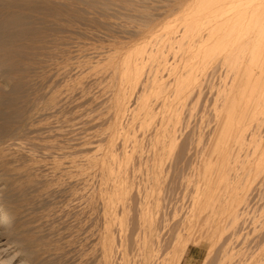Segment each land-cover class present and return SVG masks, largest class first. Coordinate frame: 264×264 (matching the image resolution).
Returning <instances> with one entry per match:
<instances>
[{
	"label": "rangeland",
	"instance_id": "rangeland-1",
	"mask_svg": "<svg viewBox=\"0 0 264 264\" xmlns=\"http://www.w3.org/2000/svg\"><path fill=\"white\" fill-rule=\"evenodd\" d=\"M58 1L67 8L63 18L66 23L52 21L56 28L53 32L49 25V30L54 34L63 28L67 35L61 39L57 31L60 40L67 39L63 41L65 49L55 39L56 33L52 34L63 47L56 44L62 55L55 58L60 56L58 60L67 66L58 84H52L69 98L58 123L64 133L60 139L47 135L45 129L32 128L28 132L33 135L26 131L28 135L23 138L33 143L36 137L39 142L54 141L62 148L63 159L82 156L83 172L91 177L77 185L80 187L76 191L70 190H83L81 201L86 198L82 203H89L90 210H67L70 218L67 214L57 217L56 206L49 208V215L44 208L28 212L22 228L28 227L34 235L41 232L38 235H46L60 245L72 235L76 237L73 247L62 249L63 256L71 252L66 259L62 256L61 261L57 251L54 253L58 257L40 253L41 259L51 261L49 264H82L85 260L77 253L80 238L87 237L92 228L98 233L105 227L111 239L108 263L100 247L108 233L104 235L101 228L103 234L96 233L94 242L97 246L100 243L96 250L102 254L98 256L96 251V257L103 259L83 264H117L121 256L128 258L126 262L120 259L122 264H133L137 257L141 260L135 264H264V0ZM65 59H70L69 64ZM71 62L82 70V96L75 92L77 71ZM62 83L67 84L66 89ZM48 90L44 86L41 92ZM73 99L83 100V105L74 104ZM76 105L78 110H74ZM75 111L81 114V120ZM66 128L77 132L72 130L73 135ZM36 148L31 151L36 158L41 157V147ZM71 198L66 196L63 202L71 203ZM92 207H96V213ZM43 211L48 215L45 221L38 216ZM90 211L95 223L87 219L92 217ZM75 213L79 215L74 218H79L74 221ZM33 216H37L36 221ZM40 220L47 221L44 227ZM60 220L65 221L61 224ZM186 220L189 225L184 224ZM51 221L57 223L58 232L51 230ZM89 225L94 227L90 229ZM7 227L0 226V249H5L0 260H7L17 250L12 264H20L21 258L31 255L37 258V253L28 249L31 243L22 240L24 230L12 222ZM78 227L86 230V236L76 232ZM247 230L255 238L246 234ZM142 236L151 238L146 237L144 244ZM114 238L125 239L121 243L126 249L124 255L120 252L124 248L117 249L121 244L116 245ZM6 239L13 240L15 246L6 248ZM134 239L138 245L143 242L138 246L140 251L135 245L139 256L134 253ZM257 240L263 247H258ZM146 245L160 250L155 252L151 247L148 251ZM143 247L147 257L142 254Z\"/></svg>",
	"mask_w": 264,
	"mask_h": 264
},
{
	"label": "bare ground",
	"instance_id": "bare-ground-1",
	"mask_svg": "<svg viewBox=\"0 0 264 264\" xmlns=\"http://www.w3.org/2000/svg\"><path fill=\"white\" fill-rule=\"evenodd\" d=\"M54 1L55 0H53V3H52V0H0V141L3 142V144H4V145L0 146V226H2L3 228L6 227L7 229H8L7 226L9 224V222L10 223L12 222L16 226V228L20 230L23 226H25V225H23L25 223L24 222L25 216L30 211L32 213L33 210H35V212L37 209L42 211V209H40V208H44L45 213L48 214L49 210L52 208V206H53V208H54V206H56V208H57V209H55L57 211L56 216L61 218L62 216H65L67 214V212H68L67 210L71 209V210H74L76 212L78 210H84V212H85V210L89 209L88 205H90L89 203H87L85 205L83 204V203L87 202L86 198H84L86 202L81 201V199H83V197H84V195L82 193L83 190L81 192H78L80 188H78L77 192L70 190V188H71V189H75V191H76V189H77L76 187H80L77 185H81V184L86 183L84 181L85 180L87 181V179L91 177V176L85 175L83 172L82 156L80 155L77 158H75L76 157L75 156V157L63 159V157L60 158V156H61L60 154L62 153V151H61L62 148L59 145H57L54 141H52V140L44 141V140H41L39 138L40 139V142H39L38 138L36 137L35 139H37V140L35 141V139H34L35 143H33L32 140H31V142H27L28 138L27 139L23 138L26 135H28V133H30L28 131H30L32 128H34V129H36V128L45 129L44 131H45V133H47V135L50 136V134H52V136H54V137H58V136L60 137L64 133V129H63L64 127L62 126V124L59 125L58 123H59V121L61 122V120H60L61 119V113H62L61 111H62V108L64 106V103L67 101V99L69 100V98L67 97L68 95H66V93H64L62 91V89H58L56 86L53 87L52 84L55 81H57V79H59L60 77H63L67 71V66L64 64L62 59L58 60V58L60 56L59 57L57 56L58 58H55L56 54L62 55V53H60L61 48H60V50H57V48H59V46L64 47V45H63L65 43V42H63L64 40H66V42H67L66 38L65 39L63 38L64 40H60L59 38L62 39L63 36L65 37L67 35L62 30L63 28L61 29V31L65 35H60V34H62L61 31H59L60 29L55 30L56 35H54L55 33L53 34V32H54L53 28H56V27H53V25H54V23H57L60 25L66 23L65 22L66 20L64 21L63 18H66L65 15L67 12V8L65 10L64 6L61 3H59L58 0L55 1V2L58 1L57 3H55ZM67 14H68V12H67ZM62 20L64 21V23H62ZM52 21L54 22L53 24H52ZM49 25H51L50 27L52 28V31H53L52 33H51V30H49V29H51V28H49ZM58 26H57V28L60 27V26L59 27ZM64 26H67V25H64ZM65 30H66V28H65ZM49 31H50V33H49ZM57 31L60 32V34H58L60 36L59 38L57 37ZM50 34H51V37H50ZM52 34L55 36V39L57 37V39H59V42L61 41L60 43H62L61 44L62 46L56 42L58 40L54 41L52 39L53 38ZM56 44H58L59 46L57 47ZM65 49H62V50L66 51ZM57 51H60V52L58 53ZM66 54H64L63 56H65ZM65 60L66 61L68 60L67 63L69 64L70 59H65ZM75 60H73V61H75ZM72 63L73 62H71L70 64L72 65ZM74 63H73V65L75 68V72L77 71V73L74 74V76L76 75V77L74 79V82H75L74 88H75V92L76 91H77V93L79 92L80 96H82V94H81L82 93V91H81L82 70H81L79 65H76ZM77 64H79V63H77ZM74 68H73V70H74ZM68 70H70V68ZM80 71H81V73H80ZM60 79L58 81H60ZM58 81H57V84H58ZM45 83H47V84H45ZM55 84H56V82H55ZM66 85H64V83L61 84L62 87L63 86L65 87ZM44 86H46L50 90H48L47 92L46 91L41 92V89H43ZM66 88L67 87H65V89ZM68 89L70 90V88H68ZM75 95L77 97V94H75ZM73 97H74V95H73ZM77 98H79V94H78ZM234 99H235V97H234ZM73 101H74V99H73ZM78 101L82 102L83 100L78 99ZM76 102L74 101L73 103L75 104ZM80 102H77L76 104H78ZM80 104L83 105L82 103H80ZM77 106L78 105L74 106V108L76 107L74 110L77 109ZM68 109H70V108H68ZM82 111H84V109ZM77 112L78 111H75L74 113L77 116L79 115V119H80L81 114H77ZM67 117H69V116H67ZM67 120L69 123L70 119H67ZM79 124H80V122H79ZM71 125L73 126L72 122H71L70 126ZM82 127H83V125H82ZM67 130L69 132V131H72L73 129L70 130V128H69ZM26 131L28 132L27 134H25ZM73 131L75 132L76 130H73ZM73 131L71 133H73ZM23 134H25V135H23ZM31 135H33V134H31ZM73 135H74V133H73ZM224 137H225V134H224ZM212 138H214V137H212ZM60 139H61V137H60ZM66 139H68V138H66ZM37 141L39 142L38 147L36 145V144H38V143H36ZM26 144H28L29 146H27ZM34 144L39 149L41 147V149H40L41 151L38 149V153H39V151L41 153H43V151L46 153L42 154L43 156L41 155V153H39V155L41 157L36 158L34 156V153L31 151L34 148H36V147H34V148L32 147ZM30 145H31V147H30ZM29 147L32 149L30 150ZM69 148H70V146H69ZM33 151L35 152V150H33ZM64 154H65V152H64ZM213 158H215V157H213ZM95 184H96V182H95ZM82 186H86V184L82 185ZM88 187H90V186H88ZM242 188H243V186H242ZM69 190L72 192H69ZM85 190L88 191L87 189H85ZM90 191H92V194H93L94 190L90 189ZM92 194H90V195H92ZM94 195H96L95 192H94ZM66 196H72L71 199L74 202L71 201V203H67L69 200L67 202L64 200V202H63V199H65ZM91 206H89V207L91 208ZM94 208L95 209H93V207H92L91 211L93 210L92 212L96 213V207H94ZM87 211H86V215H88ZM35 212H34V214H35ZM37 212L39 213V211H37ZM50 212H52V211L50 210ZM92 212H91V216H92ZM80 213L81 212H79V214ZM43 214H44V211L42 212V215L39 214L38 216H40V217L42 216L44 219L43 221H45L44 216H46V215L45 214L43 215ZM79 214H77V215H79ZM35 215H37V213ZM48 215L46 217H48ZM68 215H69V213L66 216H68ZM73 215L74 216H72V220L75 221L76 219L79 218V217H77L76 219L74 218L77 216L76 213ZM93 215H95V214H93ZM36 217L37 216H35L33 218V220ZM52 217H54V216H52ZM68 217L70 218V216H68ZM262 217H264V216H262ZM91 218H93V216L88 217L87 219H89V221L93 220L91 222L95 223V220H94L95 217L93 219H91ZM31 220H32V218H31ZM31 220H29V221H31ZM36 220H37V218L35 219V221ZM41 220H40V223L42 222L44 224L43 225V227H44L45 223L47 221L43 222ZM53 220H55V219H53ZM72 220H70V221L73 222ZM64 221H61V224ZM82 221H83V219H81V222ZM89 221H87V222L83 221V223L88 224ZM54 222L55 221H51V223H53V226H52V224L50 226L52 231L56 230V227H58L57 223L56 222L54 223ZM81 222L79 224H81ZM40 223H38L37 225H39ZM185 223H187V220L184 222V224ZM54 224H56V226H54ZM61 224H59V225H61ZM87 224H85V225H87ZM85 225H83V226H85ZM62 226H64V225H62ZM68 227L73 228L74 230L76 229V227H74V226L73 227L68 226ZM92 227H94V226H90V229ZM95 227H97V226H95ZM186 227H187V225H185V228ZM41 228H40V231L43 230ZM66 228H65V231H67ZM101 228H103V227L99 228L100 229L99 232H101L100 233L101 235L103 234L102 233L103 231H105L104 235H106L108 233V235H106V237H104L106 242L103 243L102 241H104V240H102V241L97 240L98 242H102L101 246L99 245L100 243H98V246H97L96 242H94V240L96 241V239H97L96 238L97 231L95 230V228L94 229L92 228V230L87 231V233H89V234H87V237L81 236V235L86 236V232H85L86 230L85 231L83 230L85 232L84 234H83L82 229L79 228L80 230H78V231L76 230V232L78 234H80L79 232L82 231L80 236L83 238L82 239L80 238L81 243L77 247L78 248L77 253H79L78 254L79 257L81 254L82 255L81 258L85 260V261H83L81 259L83 261V262L81 261L82 264L87 263V261L89 262L90 260L95 262V258H96V261L97 260L99 261V259H101V258L98 259L96 257V255H97L96 251H97V253L99 251V250H96V247H99V246L100 247L103 246L102 247L103 248L102 249L103 255L101 254V250H100V255H102V257H104L105 263H108V261H106V257H107V255H109L108 252L111 249H110V246L108 247V244H110V241H108V240L110 238L108 239L107 237H109L110 233L108 232L107 228L104 227L103 229H105V230H103V231H101ZM187 228H190V227H187ZM22 229L24 230V233L22 232L23 233L22 240L24 242H26V244L31 243V245L28 247V249H29V251L32 252V254L34 252H36L37 258H38L40 253H43V255L44 254L48 255L49 253L57 255L60 253L61 256H59L60 255L59 254V255H57V257L59 256L60 260L63 259V258H61L63 256V253H64L62 251V249L65 246L73 247V244L75 241L74 239L76 238L73 235L71 236V234H70L69 237L71 236L74 239L73 238L70 239L68 237L69 240L67 241V243L65 245L63 243H62L63 245H60V243H58L59 241L50 239L46 235L45 236L44 235H38L41 232L34 235L28 227H26L25 229L24 228H22ZM31 229H32V227H31ZM60 229H61V231L63 230V228H60ZM73 229H71V230H73ZM96 229L98 230V228H96ZM187 230L188 229H186V231ZM260 230L256 227V231L259 232ZM56 231L58 232L59 230H56ZM252 231H253V229H251V232ZM256 231H254V234ZM143 232L145 233V231H143ZM247 232H248V230L245 233L247 234ZM34 233H35V231H34ZM63 233L66 234V232H63ZM98 233H97V235H98ZM144 233L143 234L141 233V234L145 236L146 234H144ZM250 233H249V236H252ZM260 233H261V231H260ZM260 233H258V234L260 235ZM58 234H60V233H58ZM100 234L98 236H100ZM150 235H151V233H150ZM154 235L155 234H153V236ZM156 236H157V233H156ZM165 236H166V234H165ZM1 237L2 236L0 235V241L2 240ZM102 237L103 236H101V238ZM146 237H148V240H149V237L151 238V236H146ZM146 237L143 238V236H142V238L144 239V244L146 243L145 241H147ZM161 237H162V235L160 236V238ZM187 237H188V235H187ZM259 237H261V235ZM57 238H58V236H57ZM118 238L113 239L114 242L115 241L120 242V243L116 242V245L121 244V243L123 244V241H125V239L123 238V240H121L122 241L121 242ZM131 238H133V237H131ZM157 238H158V236H157ZM157 238L154 237V239H157ZM166 238H168V237H166ZM253 238H255V236ZM7 239H9V238H7ZM7 239H6V241H7ZM59 239H60V237H59ZM135 239L133 240V241H135V243H134L135 250L132 247H131V249L134 250L135 251L134 253L136 254V246L135 245H137V249H138V246L139 245L141 246L143 244V242H142V244L138 245V241L136 244V240L138 238L136 240ZM161 239H163V238H161ZM161 239H159V240H161ZM164 239H165V237H164ZM204 239H205V237H204ZM82 240H84V241H82ZM206 240H208V238H206ZM157 241H158V239H157ZM259 241H260V239H259ZM79 242L80 241L78 239V243ZM128 242L131 243L130 241H128ZM76 243H77V241H76ZM111 243H112V241H111ZM147 243H149V241ZM155 243H157V242H155ZM257 243H258V240H257ZM262 243H263L262 245L264 246V241H262ZM158 244H159V242H158ZM165 244H166V242H165ZM121 245L117 249L120 250V247L124 248V246L123 245L121 246ZM124 245H126L125 242H124ZM148 245H146V247ZM167 245H168V243H167ZM244 245H245V243H244ZM259 245H258V247H263L261 244H259ZM6 246H7L6 248H8V249L11 247H14L15 242L13 240H9V241H7ZM85 246H86V248L89 247V250L85 251ZM153 246L154 245H152L151 247L154 248ZM159 246L160 245H158L157 247H159ZM246 246H248V244ZM246 246H242V247L246 248ZM151 247L148 246L147 250L149 248L151 249ZM258 247H256V248H258ZM155 248H156V246H155ZM155 248L153 250H156ZM245 248L244 249L242 248L241 250L244 251ZM140 249H138V250L140 251ZM165 249H166V247H165ZM263 249H264V247H263ZM263 249H262V251H263ZM4 250L5 249H0V257H1V255L5 254ZM123 250H126V249L124 248V249H122V251H120L122 255H124ZM157 250H158V248H157ZM157 250L155 252H157ZM159 250H160V248H159ZM258 250H260V249H258ZM8 251H10V250H8ZM18 251L19 250H17L10 258H8L7 259L8 261L4 260V258H1V260L3 259V261H6V262H3L0 260V264H12V263H14L15 257L17 256ZM64 251H67V248H65ZM69 251H67L68 253L65 252V255L71 254V252L69 253ZM73 251H74V249H73ZM116 251H118V250H116ZM139 251L136 254L138 256L141 253V252L139 253ZM148 251H150V250H148ZM54 252H56L57 254H55ZM128 252H126V254ZM144 252H145V250L143 247L142 254H144ZM77 253H76V256H77ZM112 254L114 255V251L112 252ZM112 254L110 253V255H112ZM130 254H131V250H130ZM132 254H133V251H132ZM153 254H154V252H153ZM165 254H164V256H165ZM65 255L63 256L64 258L66 257ZM100 255L98 253V256H100ZM144 255H146V253ZM41 256H42V254L39 256L40 257L39 259H37L36 256L34 257L33 255H31V257L27 256V257L21 258L20 264H49V262H51V261H49V257H48L49 262H47L45 259H41ZM44 256H46V255H44ZM131 256H133V255H131ZM157 256L158 255H156V257ZM57 257H55L54 260H57L58 259ZM77 257H76V259H77ZM116 257L118 258V254ZM146 257H147V255H146ZM50 258H51V255H50ZM108 258H109V256H108ZM126 258L124 256L120 257V259H122L123 262H126V260H124ZM134 258H136V256H134ZM149 258H150V256H149ZM138 259H140V257H137L136 260H138ZM12 260H14V261H12ZM119 260H118V262H119ZM127 260H128V258H127ZM136 260H134V261L136 262ZM134 261H133V264H135ZM118 262L116 261L117 264H119V263L122 264L121 263L122 261H120L119 263ZM262 262H264V260ZM88 264H91V263H88ZM136 264H140V263H138V261H137Z\"/></svg>",
	"mask_w": 264,
	"mask_h": 264
}]
</instances>
